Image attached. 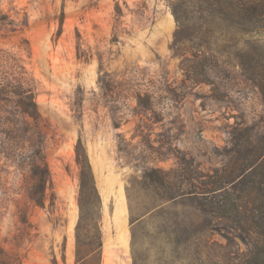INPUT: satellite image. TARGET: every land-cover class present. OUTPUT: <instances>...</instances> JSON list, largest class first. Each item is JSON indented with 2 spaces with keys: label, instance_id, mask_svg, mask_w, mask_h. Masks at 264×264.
Instances as JSON below:
<instances>
[{
  "label": "rangeland",
  "instance_id": "obj_1",
  "mask_svg": "<svg viewBox=\"0 0 264 264\" xmlns=\"http://www.w3.org/2000/svg\"><path fill=\"white\" fill-rule=\"evenodd\" d=\"M217 1L0 0L1 95L32 92L40 110L0 98L5 264H76L78 145L101 197L102 264H232L247 251L178 195L225 165L236 127L264 142L263 94L239 56L264 32L233 28Z\"/></svg>",
  "mask_w": 264,
  "mask_h": 264
},
{
  "label": "trees",
  "instance_id": "obj_2",
  "mask_svg": "<svg viewBox=\"0 0 264 264\" xmlns=\"http://www.w3.org/2000/svg\"><path fill=\"white\" fill-rule=\"evenodd\" d=\"M214 6H218L220 12L226 8L223 12L233 23V28L264 32V0H218ZM256 50L255 55L239 56L244 70L259 86L264 101V40ZM2 86L0 83V98L15 100L21 112L39 119V106L32 92L1 95ZM233 138L228 160L224 166L208 174L207 186L184 188L178 195L199 202L207 216L206 221L210 220L209 216L216 220L222 230L228 231V239L235 236L247 244V251L232 264H264V142L254 140L248 129L243 127L235 128ZM83 156L78 145L81 215L76 229V264H102L101 197L88 155L83 152ZM32 174L36 179L32 197L44 206L46 189L52 181L40 144L34 154ZM161 179V183L168 186ZM229 220H232V224H229ZM0 264H5L1 250ZM134 264H138L136 257Z\"/></svg>",
  "mask_w": 264,
  "mask_h": 264
}]
</instances>
